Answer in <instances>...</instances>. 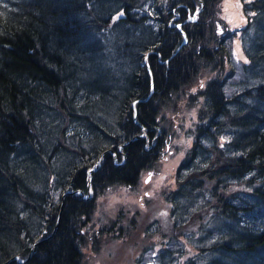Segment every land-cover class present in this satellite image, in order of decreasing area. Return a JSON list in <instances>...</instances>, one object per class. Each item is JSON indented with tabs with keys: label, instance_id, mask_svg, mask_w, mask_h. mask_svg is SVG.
<instances>
[{
	"label": "trees",
	"instance_id": "16d2710c",
	"mask_svg": "<svg viewBox=\"0 0 264 264\" xmlns=\"http://www.w3.org/2000/svg\"><path fill=\"white\" fill-rule=\"evenodd\" d=\"M222 6L0 0V264H83L102 234L129 237L138 252L185 237L177 256L166 253L176 264H264V0H242L238 73ZM177 128L192 142L184 165L198 152L210 159L170 193L193 191L204 205L176 223L174 205L147 199L126 222L121 211L95 221L98 198L137 191Z\"/></svg>",
	"mask_w": 264,
	"mask_h": 264
},
{
	"label": "rangeland",
	"instance_id": "374dc122",
	"mask_svg": "<svg viewBox=\"0 0 264 264\" xmlns=\"http://www.w3.org/2000/svg\"><path fill=\"white\" fill-rule=\"evenodd\" d=\"M222 18L229 25V29L236 30V35L233 40L232 50L234 59L236 62V71L238 73L239 61L245 62L246 56L242 51L239 28L245 26L246 18L243 15L242 0H222ZM219 33L223 32V27L219 25ZM144 58V57H143ZM142 58V60H143ZM237 79V76H236ZM238 96V104L242 102L243 97L239 94V90H235L232 94ZM228 96V95H227ZM237 104V103H236ZM242 105H240L241 107ZM232 110H235L232 108ZM192 110H189L183 114V120L186 124V130L189 124L186 121V118L193 116L191 114ZM190 114V115H189ZM188 116V117H187ZM79 122L76 121L72 124L77 125ZM74 131L68 129V133ZM176 133L180 134L178 128ZM176 134L174 133V136ZM173 135L164 139L163 147L160 151L161 158L156 165L151 170H146L140 174V177L137 182V191L133 187L124 189L123 187H116L107 191L102 197L98 198L97 207L94 210V219L95 221L102 222V224L108 223V221L116 218L118 212H122L124 215L123 222H126L128 218L135 214V211H142L138 203L149 200L148 202H164L167 204H172L173 213L171 214L173 220L178 222H183L189 216V211L192 210V207L195 205L203 206L204 203L200 199L203 195L195 196L192 194L183 193L182 197H175L174 192L179 189L176 177L182 179L183 176L188 173L193 168H201L208 162L210 159V154L208 152H198L193 160H190L187 164L186 154L188 150L192 147L191 140L186 139L184 134ZM231 139L229 134L221 135L216 143L218 147H224L225 143ZM168 140V141H167ZM210 145V143H209ZM148 180L146 181V179ZM48 192L50 195H54L53 198L58 197L61 190L53 186V182H50L48 186ZM63 195V194H62ZM61 195V198H62ZM92 192H88L86 196H82L84 200L90 199ZM89 196V198H88ZM146 198V199H145ZM174 199V201H172ZM205 203L208 204L207 200L204 199ZM241 203V200H239ZM144 204V203H143ZM241 205V204H240ZM150 234L155 232L156 225L151 224L148 227ZM218 232V231H217ZM102 234V233H101ZM189 238V236H187ZM100 238V247L98 251H95L96 248H93V243H88L83 252V264H176L172 262L173 257L177 256L182 249V245L185 243L184 240L173 239L169 242L161 243V245L152 247H146L143 251L138 252V245L136 247L133 244H136L133 239L129 237H124L123 239L112 240L106 235H101ZM179 251V253H178ZM171 252L173 257H169L166 253Z\"/></svg>",
	"mask_w": 264,
	"mask_h": 264
},
{
	"label": "water",
	"instance_id": "95a60500",
	"mask_svg": "<svg viewBox=\"0 0 264 264\" xmlns=\"http://www.w3.org/2000/svg\"><path fill=\"white\" fill-rule=\"evenodd\" d=\"M196 13V12H195ZM194 13V14H195ZM190 19H194V15H193V17H191ZM186 41V40H185ZM185 41L183 42V43H185ZM146 100V99H145ZM97 162H98V160H97ZM148 180V178L146 179V181ZM89 183H87V185H88ZM72 192H64L63 193V195H62V198L61 199H63L64 198V196H66V195H68V194H71ZM80 194H81V196H83V194L80 192ZM88 198H89V196H88ZM54 231H55V229L52 231V233L49 235V236H47L46 237V239L47 238H49V237H51L52 235H53V233H54ZM45 240V238L42 240V241H44ZM39 242H41V240L40 241H38V242H36V243H39ZM36 243H33V245H35ZM14 259L15 260H18V257L17 256H15L14 257ZM19 261V260H18ZM21 262H23V261H19V263H21Z\"/></svg>",
	"mask_w": 264,
	"mask_h": 264
},
{
	"label": "bare ground",
	"instance_id": "6f19581e",
	"mask_svg": "<svg viewBox=\"0 0 264 264\" xmlns=\"http://www.w3.org/2000/svg\"><path fill=\"white\" fill-rule=\"evenodd\" d=\"M142 62L146 64V58H145V57L143 58ZM140 134H141V133H140ZM140 134H139V135H140ZM136 136H137V135H136ZM138 137H139V136H138ZM99 160H100V158L98 159V162H100ZM98 162H97V160H96L95 167L92 168V170H89V171L87 172L88 174H90V173H89L90 171L92 172V171L96 170V168L98 167ZM90 168H91V167H90ZM56 227H57V223L55 224V227H54L55 230H56ZM54 229H53V230H54ZM53 230H52V231H53ZM51 233H52V232H51ZM18 262H19V261H18Z\"/></svg>",
	"mask_w": 264,
	"mask_h": 264
}]
</instances>
